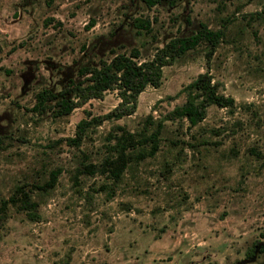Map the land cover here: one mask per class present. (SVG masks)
<instances>
[{
  "label": "rangeland",
  "instance_id": "obj_1",
  "mask_svg": "<svg viewBox=\"0 0 264 264\" xmlns=\"http://www.w3.org/2000/svg\"><path fill=\"white\" fill-rule=\"evenodd\" d=\"M201 21L225 30L209 62L200 44L163 66L132 114L90 127L78 147L65 138L110 111L116 90L64 116L32 109L37 91L60 90L81 66L133 47L150 58ZM207 68L234 111L209 105L195 125L167 118L156 153L117 182L74 176L81 160L103 159L113 124L165 115ZM0 136V199L22 185L37 204L0 213V264H264V0H0ZM55 168L54 186L37 188Z\"/></svg>",
  "mask_w": 264,
  "mask_h": 264
},
{
  "label": "trees",
  "instance_id": "obj_2",
  "mask_svg": "<svg viewBox=\"0 0 264 264\" xmlns=\"http://www.w3.org/2000/svg\"><path fill=\"white\" fill-rule=\"evenodd\" d=\"M147 6L167 2L170 5L178 0H142ZM137 20V19H136ZM136 26L150 28L148 19L137 20ZM224 28H211L205 22H199L197 28L188 33L170 38L163 46L156 48L152 57L139 60L140 51L133 47L129 53H116L110 59L99 64H87L78 69V79L70 78L64 87L58 91L41 88L35 93L32 109L42 113L51 110L55 117L68 115L71 111L86 102L89 98L100 97L106 90L117 91L120 101L103 115L82 118L76 124L74 135L65 139L68 144L78 147L90 127L104 119H117L132 114L137 105L140 92L148 85L159 86L162 68L171 64L190 49L205 44V58L211 59L217 45L223 40ZM185 93V100L175 105L159 118L153 119L148 114L146 119L153 127L144 124L141 128L130 130L121 124H113L108 132L107 153L96 163L80 161L75 170L79 174H94L98 172L107 176L113 182L119 181L130 163H136L152 156L159 149L161 131L164 121L174 118L186 119L189 125H195L204 119L209 105L225 107L229 112L236 109L237 103L232 95L220 91L219 83L213 80L208 68L184 85L180 91ZM0 136V147L2 146ZM59 168L51 169L49 177L37 188L47 190L54 186ZM9 203L17 204L18 208L33 212L36 202L22 185H17L8 198L0 199V213Z\"/></svg>",
  "mask_w": 264,
  "mask_h": 264
}]
</instances>
